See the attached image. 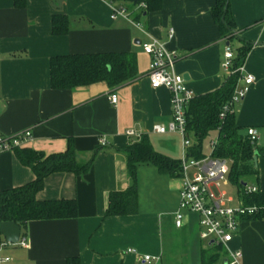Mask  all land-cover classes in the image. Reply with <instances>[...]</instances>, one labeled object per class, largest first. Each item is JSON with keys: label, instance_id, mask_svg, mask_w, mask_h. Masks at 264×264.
<instances>
[{"label": "crops", "instance_id": "0c3cea01", "mask_svg": "<svg viewBox=\"0 0 264 264\" xmlns=\"http://www.w3.org/2000/svg\"><path fill=\"white\" fill-rule=\"evenodd\" d=\"M110 2L23 0L24 7H17L14 0H0V134L29 131L32 140L25 148L45 155L64 152L71 139L78 162L93 157L88 173L50 175L35 196L39 201L75 200V219L28 223L26 247L3 246L0 264H200L208 250L198 237L194 214L183 211L181 227H174L181 178L160 174L152 164H138L136 170L137 212L119 217L104 213L107 194L131 185L121 149L135 140L126 131L147 137L155 152L171 160L182 155L177 134L152 132L171 121L170 93L150 87V61L141 45L155 40L174 50L175 72L194 97L218 90L228 77L221 68L228 42L211 15L215 0H162L157 12L147 13L122 2L141 30L129 20L112 21ZM229 10L236 33L228 44L232 52L250 44L241 73L254 78L232 115L243 135L249 128L258 134L257 179L248 186L264 193V0H230ZM54 15L69 20L66 35L50 34ZM99 53H132L137 77L115 87L105 82L71 90L50 87L51 58ZM111 95L117 97L115 105L108 100ZM102 137L107 144L100 147ZM33 179L13 152L0 154V192ZM228 248L241 251V264H264V219L240 220ZM220 259L223 264L225 252Z\"/></svg>", "mask_w": 264, "mask_h": 264}, {"label": "trees", "instance_id": "16d2710c", "mask_svg": "<svg viewBox=\"0 0 264 264\" xmlns=\"http://www.w3.org/2000/svg\"><path fill=\"white\" fill-rule=\"evenodd\" d=\"M121 1L132 9L144 3L146 9L143 13L157 12L162 3V0ZM229 4L230 0H215L211 8V15L219 29L220 37L228 43L236 33ZM14 6L24 7L23 0H14ZM51 19L50 34L66 35L69 20L62 15H54ZM249 48L250 44L244 43L233 52V69L243 64ZM136 77L137 67L132 53L56 56L49 61L50 87L53 90H71L100 82L115 87L129 83ZM239 77L238 73L228 76L218 90L206 93L204 96H193L189 100L185 111V133L191 140V147L187 150V157L194 160L202 159L201 142L210 132H215L216 144L211 156L229 164L226 177L236 191L238 199L245 206H264V193L247 195L243 186H248L257 179L252 158L257 156L259 151L248 146L247 136L239 132L232 114L227 113L224 114L223 119L218 118L222 108L229 104ZM72 143V140L68 139L64 152L51 155H45L31 148L13 150L19 164L30 169L34 179L23 186L0 192V223L17 224L21 228L20 236L24 238L25 226L32 221L75 219L77 216L75 200L39 201L35 197L43 189L44 179L50 175L88 173L93 157L87 162H78ZM121 151L125 155L126 173L131 185L123 191L107 194L104 217L131 216L137 212L138 194L135 176L138 164L149 163L154 165L160 174L174 178L180 176V160L174 161L155 152L147 137L132 142ZM223 252L219 246L208 248L206 252H202L200 264H216ZM68 264L72 263L68 262Z\"/></svg>", "mask_w": 264, "mask_h": 264}, {"label": "built area", "instance_id": "2783aa9c", "mask_svg": "<svg viewBox=\"0 0 264 264\" xmlns=\"http://www.w3.org/2000/svg\"><path fill=\"white\" fill-rule=\"evenodd\" d=\"M122 4V1L113 0L110 2L109 18L113 21L116 18L129 20L127 8ZM144 3L136 6V13H141L145 10ZM138 30L141 27L138 23L130 21ZM173 31L169 30L168 38L171 39ZM143 54L149 57V66L147 77L152 89L164 88L170 93L171 105V121L167 125L154 126L152 132L155 134H173L180 137V147L182 149L180 163L181 185L178 190V205L177 212L174 214L173 223L176 229L182 225L183 215L185 211L194 214L197 217L198 237L203 243L205 249L212 246H219L225 252L223 264H241L242 253L240 250H230L229 243L235 237L238 231L240 220L243 219H264V206L252 205L245 206L237 199L234 207L229 206L232 203L231 198H227L224 192H220L221 184L226 181L228 174L227 162L217 160L211 155L206 158L194 160L187 157V150L191 147V142L185 133V111L189 100L193 98L190 89H187L183 77L175 72L176 53L171 51L159 41L152 40L141 45ZM222 71L228 76L235 73L240 75L229 104L222 108L219 114L220 119H223L224 114H232L234 104L241 101L248 93L250 85L254 78L252 75H242V67L233 69V52L230 46L225 48L223 53ZM242 82V86L238 84ZM110 104L115 105L117 101L116 95L109 96ZM248 146L256 148L258 134L253 128L246 130ZM124 135L129 140L138 141L141 135L133 130L126 131ZM32 140L30 132H22L13 137H4L0 134V154L13 152L14 149L25 148ZM107 144L104 137L98 140L100 147ZM215 143L210 144L213 151ZM211 151V154H212ZM215 190L217 194L213 191ZM245 194L258 192L255 186H244ZM9 245L0 242V250L3 246ZM20 247L25 248V239L20 236L18 243ZM126 253L135 254L131 250ZM152 260H156L151 258ZM7 260V259H6ZM144 261H150L149 257H145Z\"/></svg>", "mask_w": 264, "mask_h": 264}, {"label": "rangeland", "instance_id": "374dc122", "mask_svg": "<svg viewBox=\"0 0 264 264\" xmlns=\"http://www.w3.org/2000/svg\"><path fill=\"white\" fill-rule=\"evenodd\" d=\"M216 133L215 132H210V134L205 137V139L201 142V148H202V157L206 158L209 157L211 155V148H210V144L211 143H215L216 142ZM190 140V139H189ZM191 142V140H190ZM181 159V158H180ZM227 167H229V164L227 163ZM216 194L217 192L215 190H213ZM220 192H224L227 196V198H231L233 203L231 204L232 207L235 206L236 203V191L234 190L233 186L228 182V178H226V181L224 184H221ZM216 264H221V259H219Z\"/></svg>", "mask_w": 264, "mask_h": 264}, {"label": "water", "instance_id": "95a60500", "mask_svg": "<svg viewBox=\"0 0 264 264\" xmlns=\"http://www.w3.org/2000/svg\"><path fill=\"white\" fill-rule=\"evenodd\" d=\"M226 46H229L226 43ZM255 156L252 158L254 165H256ZM245 186V185H243ZM21 235V228L12 222H1L0 223V238H2L5 244L16 245Z\"/></svg>", "mask_w": 264, "mask_h": 264}]
</instances>
